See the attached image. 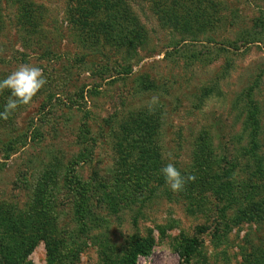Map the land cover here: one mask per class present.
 <instances>
[{
    "label": "rangeland",
    "instance_id": "obj_1",
    "mask_svg": "<svg viewBox=\"0 0 264 264\" xmlns=\"http://www.w3.org/2000/svg\"><path fill=\"white\" fill-rule=\"evenodd\" d=\"M31 3L43 12L35 21ZM70 5L0 0V79L23 63L47 78L30 104L0 118V205L49 221L58 240L50 262L37 233L21 264L118 263L136 239L151 245L136 264H264V0H199L216 21L193 27L153 0H131L146 39L130 49L84 44ZM9 96L0 92V112ZM153 96L148 161L140 144L117 141ZM252 101L263 160L248 152ZM169 162L196 177L180 192L161 172ZM193 239L189 257L183 244Z\"/></svg>",
    "mask_w": 264,
    "mask_h": 264
},
{
    "label": "trees",
    "instance_id": "obj_2",
    "mask_svg": "<svg viewBox=\"0 0 264 264\" xmlns=\"http://www.w3.org/2000/svg\"><path fill=\"white\" fill-rule=\"evenodd\" d=\"M131 0H70L71 5L68 8V18L74 31L79 35L84 44L98 45L101 42L116 47L119 49H130L143 44L146 37L141 30V23L138 15L135 14L129 5ZM133 1V0H132ZM157 4L160 12L171 21L174 22H186L185 24L191 27L199 25H212L216 19H214V11L207 5L205 8H200L199 0H153ZM189 2V3H188ZM197 8L193 10L191 6ZM37 5L30 4V18L32 21L36 20V17L42 15ZM182 9L185 12L182 14ZM200 10V11H199ZM175 16V17H174ZM184 16L185 19H184ZM188 16V17H187ZM36 22H34V25ZM264 26V24H263ZM250 102V101H249ZM247 105L249 103H246ZM254 107H251V115L247 118V127H252V131L249 134V154L252 158H262L258 151L260 149L259 135L261 131V124L259 121L260 109L256 103L252 101ZM154 112V111H152ZM149 111L141 109L139 113L131 115V117L123 123L121 126V134L118 139V147L121 143H126L130 148H136L137 145H141V159L148 161L154 160L155 156L151 150L153 140L151 139V124H155V115ZM134 114V113H132ZM123 134V136H122ZM122 136V137H121ZM148 148L151 155L146 156ZM263 160V158H262ZM49 180L45 178L38 183L36 194L38 193L37 202L39 204L46 201L44 195L46 194L51 175L47 174ZM47 181V182H46ZM53 181V179H52ZM49 184V185H48ZM48 191H51L50 187ZM43 211V209L37 206L31 211L38 214L37 210ZM31 215V214H30ZM36 220L31 215H19L14 214V210L11 205H0V264H21L24 259L27 258L29 253L36 246V234L42 232L46 235V246L49 254L50 262L56 255V248L58 240L52 235L51 223L49 221L43 225L34 224ZM37 228V229H36ZM202 233L205 227L199 229ZM48 234V235H47ZM44 238V237H43ZM197 239L191 240L189 244H183L185 255L191 256L196 251ZM151 248L150 241L147 239H136L133 242L131 251L127 256L118 263L108 264H136L139 255H146Z\"/></svg>",
    "mask_w": 264,
    "mask_h": 264
},
{
    "label": "clouds",
    "instance_id": "obj_3",
    "mask_svg": "<svg viewBox=\"0 0 264 264\" xmlns=\"http://www.w3.org/2000/svg\"><path fill=\"white\" fill-rule=\"evenodd\" d=\"M47 84V78L43 69L31 63L20 64L15 70L9 73L5 78L0 79V92L10 91V96L4 105L3 112H0V118L7 120L9 116L21 105L30 104L34 97ZM159 102L158 96L151 98L149 113L152 112V106ZM166 184L173 192H180L189 181L196 179L193 175H182L181 171L172 162H169L161 169Z\"/></svg>",
    "mask_w": 264,
    "mask_h": 264
}]
</instances>
